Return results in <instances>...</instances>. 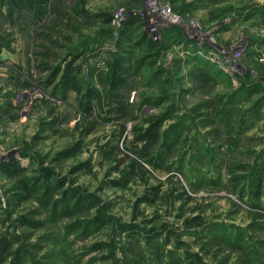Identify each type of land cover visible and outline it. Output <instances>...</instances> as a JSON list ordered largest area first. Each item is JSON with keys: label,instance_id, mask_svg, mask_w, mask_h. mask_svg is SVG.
Here are the masks:
<instances>
[{"label": "rangeland", "instance_id": "374dc122", "mask_svg": "<svg viewBox=\"0 0 264 264\" xmlns=\"http://www.w3.org/2000/svg\"><path fill=\"white\" fill-rule=\"evenodd\" d=\"M0 264H264V0H0Z\"/></svg>", "mask_w": 264, "mask_h": 264}, {"label": "trees", "instance_id": "16d2710c", "mask_svg": "<svg viewBox=\"0 0 264 264\" xmlns=\"http://www.w3.org/2000/svg\"><path fill=\"white\" fill-rule=\"evenodd\" d=\"M17 4V1H15ZM21 6V2H19ZM136 19L132 18L127 22L126 27L121 33V38H129L128 32L131 29V25L135 24ZM150 35V31H145L144 36L148 37ZM152 43V40H149ZM72 63L69 65V69L66 73H64L61 77L62 87L63 89H73L78 93L81 92V80L77 78V68H70ZM102 74V75H101ZM127 69L124 67V63L122 58L115 57L112 62L109 63L108 69L104 72L99 73L100 82H106L107 87L105 88V93L103 91H96L94 88H90V90L86 93L84 92L85 101L83 102V109L89 114H93L96 112L97 108L99 110V115H102V112L106 114H111L112 118L115 120L122 119H133L135 118L132 115V109L130 101H127L124 93L121 91L126 83ZM5 112H9V109H5ZM103 116V115H102ZM164 118H156L155 120L150 122V125L147 127H137L135 130V141L143 142L144 146L141 148L142 150H150L154 145L159 143L160 133L159 128L163 122ZM124 126L122 130H124ZM82 200V198L80 199ZM79 200V201H80ZM5 248H3V252Z\"/></svg>", "mask_w": 264, "mask_h": 264}, {"label": "built area", "instance_id": "2783aa9c", "mask_svg": "<svg viewBox=\"0 0 264 264\" xmlns=\"http://www.w3.org/2000/svg\"><path fill=\"white\" fill-rule=\"evenodd\" d=\"M165 8V7H164ZM169 9V8H168ZM161 10H162V8H161ZM150 14H152V13H156V9H155V7H153V6H151L150 8H149V11H148ZM160 15H162V16H164V17H166V18H168V19H170L173 23H175L176 22V20H175V18H174V16H171L168 12H166V11H164V9L162 10V12L160 13ZM121 19V18H120ZM157 29V27L155 26V27H152L150 30H156Z\"/></svg>", "mask_w": 264, "mask_h": 264}]
</instances>
